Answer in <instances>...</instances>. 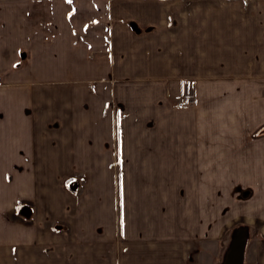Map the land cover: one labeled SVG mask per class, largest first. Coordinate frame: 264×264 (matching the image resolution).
Instances as JSON below:
<instances>
[{
	"label": "crops",
	"instance_id": "obj_1",
	"mask_svg": "<svg viewBox=\"0 0 264 264\" xmlns=\"http://www.w3.org/2000/svg\"><path fill=\"white\" fill-rule=\"evenodd\" d=\"M259 10L0 0V264H264Z\"/></svg>",
	"mask_w": 264,
	"mask_h": 264
},
{
	"label": "rangeland",
	"instance_id": "obj_2",
	"mask_svg": "<svg viewBox=\"0 0 264 264\" xmlns=\"http://www.w3.org/2000/svg\"><path fill=\"white\" fill-rule=\"evenodd\" d=\"M223 1H226V0H223ZM239 1V7L240 8H244V7H252L254 8L255 10V19L258 20V19H262V16H263V12H261L260 14H258V12H260L259 9H264V0H238ZM191 81H190V85L188 84V90L191 89ZM258 113V112H256ZM257 115L258 114H255V120H256V123L258 122V120H260L259 118H257ZM254 135L256 136H262L264 135V124L262 123H258L256 124L255 126V129H254ZM261 144V143H260ZM257 161V160H256ZM258 176L256 175L255 178H257ZM261 183V182H260ZM259 183V184H260ZM258 184V185H259ZM257 185V186H258ZM263 190H262V185H260V188L257 189L253 192H246V191H242L241 192V197H242V201L241 202H245L250 198L251 194H252V197L254 196V202L255 204L258 206L257 208L262 211V209H264V200L262 198L263 196ZM262 202V203H261ZM245 203H242L245 205ZM244 207V206H243ZM213 207L212 206H208L207 210H208V213H210V211H212ZM256 225H258V223H256Z\"/></svg>",
	"mask_w": 264,
	"mask_h": 264
},
{
	"label": "bare ground",
	"instance_id": "obj_3",
	"mask_svg": "<svg viewBox=\"0 0 264 264\" xmlns=\"http://www.w3.org/2000/svg\"><path fill=\"white\" fill-rule=\"evenodd\" d=\"M237 252L234 254V256L232 257L230 264H236L237 263Z\"/></svg>",
	"mask_w": 264,
	"mask_h": 264
}]
</instances>
